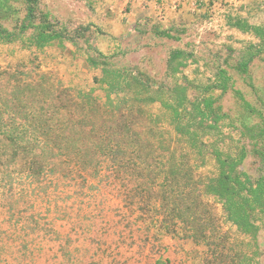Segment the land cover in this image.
Returning <instances> with one entry per match:
<instances>
[{"label": "rangeland", "instance_id": "obj_1", "mask_svg": "<svg viewBox=\"0 0 264 264\" xmlns=\"http://www.w3.org/2000/svg\"><path fill=\"white\" fill-rule=\"evenodd\" d=\"M0 4L4 28L27 27L0 42V102L65 149L40 160L46 175L19 160L0 179V264H264V198L245 229L209 192L241 150L239 169L262 174L264 38L236 23L264 27V0H39L33 23L25 0ZM44 15L87 30L38 47ZM208 95L216 113L202 116Z\"/></svg>", "mask_w": 264, "mask_h": 264}, {"label": "trees", "instance_id": "obj_2", "mask_svg": "<svg viewBox=\"0 0 264 264\" xmlns=\"http://www.w3.org/2000/svg\"><path fill=\"white\" fill-rule=\"evenodd\" d=\"M38 7L39 0H25L26 16L31 23L36 20ZM0 12L7 14L8 9L0 4ZM236 26L242 31H250L257 37L264 38V27L251 26L241 22L236 23ZM26 28L22 26L18 31L8 30L0 23V42L9 44L17 41L21 35L25 34ZM33 29L34 31L30 34L29 38L36 46L41 48L54 41H68L76 44L78 36H83L85 30H87L84 28L78 30L76 35H71L66 28L54 29L47 15H44L42 19L40 18L38 23L33 26ZM160 34L169 37L167 32ZM90 62L96 64L94 59H91ZM249 62L250 60L239 62L237 70L241 75L248 73ZM103 73V81L107 84V88L114 90L116 87L114 82L118 77V72L104 70ZM220 73L224 74V71ZM224 89L225 86L222 85L221 90ZM214 102L215 100L211 95L203 98L198 105L199 113L202 116L215 115L216 109L214 108ZM244 103L247 105L245 101ZM11 105L8 113H6L5 108L7 104L0 102V179L10 178L14 174L12 172V166L19 160L23 161L29 176L46 175L47 172L40 164V160L43 157L52 155L55 151V153H58V151L63 152L65 149L53 145V138L56 136L49 130V125L46 121L40 122L36 117L33 119L32 116L30 118H21L18 113L19 111L25 110V107L18 105L15 101L11 102ZM27 110L26 113L30 114L29 109ZM33 121L37 125L40 124L42 127H45L46 130H39L40 125L38 128L35 125H31ZM109 148L107 150H111L109 152L114 153L116 148L115 143L111 144ZM81 150L76 149V152L73 153L76 164L68 165L74 171L77 169L76 167H82L83 169L86 167L82 163L85 162L82 160L85 152ZM245 155V151L241 150L236 159L228 157L221 162L220 174L210 183L209 192L222 201L227 216L234 224L238 227L248 229L252 227L254 213L262 205L264 198V147L259 152L262 174L255 180H252L246 173L239 169ZM67 156L68 162L70 155Z\"/></svg>", "mask_w": 264, "mask_h": 264}]
</instances>
